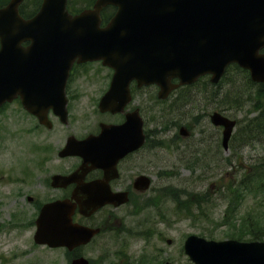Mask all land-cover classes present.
<instances>
[{"label": "water", "instance_id": "water-1", "mask_svg": "<svg viewBox=\"0 0 264 264\" xmlns=\"http://www.w3.org/2000/svg\"><path fill=\"white\" fill-rule=\"evenodd\" d=\"M23 1L11 0L0 9V108L20 98L24 108L48 127L50 109L63 123L68 122L65 89L75 61H102L115 71L100 103L103 112L123 110L130 101L132 81L140 87L158 85L159 98L166 99L175 88L195 83L206 74L218 83L231 63L249 69L254 82L264 83V54L260 53L264 0H97L92 9L76 16L67 10V0H43L32 19L20 16ZM108 6L118 9L102 28L101 12ZM24 42L31 44L25 48ZM173 79L180 83L173 84ZM211 121L224 127L223 146L228 151L236 121L217 112ZM180 133L188 135L185 128ZM116 136H123L127 152L143 144L138 111L129 114L124 125L104 128L100 136L83 142L70 137L61 152L85 158L81 171L63 178L78 184L74 198L85 216L106 204L128 202L126 194L110 193L100 182L83 183L89 170L102 167L109 158L111 150L106 148L117 143ZM150 185L148 177L135 183L141 191ZM74 208L69 202L47 205L37 221L36 242L70 249L88 244L99 230L73 225ZM185 252L195 264H264V243L258 242H216L190 236ZM73 264L89 262L80 258Z\"/></svg>", "mask_w": 264, "mask_h": 264}, {"label": "rangeland", "instance_id": "rangeland-1", "mask_svg": "<svg viewBox=\"0 0 264 264\" xmlns=\"http://www.w3.org/2000/svg\"><path fill=\"white\" fill-rule=\"evenodd\" d=\"M72 3L80 2L72 0ZM112 74V69L101 62L88 63L75 70L67 125L50 115L53 128L41 127L37 120L25 115L19 102L8 105L0 114V221L3 220L5 226L0 234V252L8 254L10 250L3 251L1 248H18L19 263L35 261L38 264V259L47 253L29 251L33 244L29 231L23 232L22 237L12 232L16 223L11 219L13 211L8 204L15 199L18 183L5 181L9 177L5 169L29 166L31 156L36 157L39 163V154L44 153L46 147L55 158V152L64 147L70 135L79 138L96 130L97 123L107 119L101 115L98 105L109 88ZM223 83L218 87L206 89L202 86L200 90L181 92L179 99L186 100L188 106L171 115L167 114L172 112L171 105L157 100L156 88L147 89L148 104H144L142 112L146 120L145 128L149 132L147 173L153 178L151 191L165 186L175 189L172 193L176 197L174 201L166 199L158 207H149L138 213L139 208L131 205L118 209L117 215L123 218L126 228L116 227L112 233L113 237L116 234V239L103 236L88 246L111 249L108 255L101 256L103 264H144L146 258L148 264H193L184 253V242L192 234L216 241L243 235L242 241H252L256 235L253 232L258 227L257 235L264 238V201L258 191L256 175H245L241 168L242 164L251 167L264 156V137L250 144H240L239 136L235 139L239 130L237 126L230 151L225 153L221 146L222 130L215 128L209 119L213 111L223 112L225 116L239 121H246L248 113L256 115L250 113L253 103L243 95L253 88L243 75L233 70ZM190 93L195 96H189ZM213 93H223L221 104L220 98L213 99ZM135 102L138 105L139 98H135ZM174 118L179 120L178 123L191 127L189 140L181 141L176 137L179 128L168 125L171 122L174 124ZM198 118L201 121L199 124ZM46 137L51 138L50 144L46 145ZM154 138L163 141L162 144L153 146ZM34 143L43 147L42 152L28 146ZM75 162L70 160L68 167ZM249 177L256 184L247 181L245 186L250 188L249 191L246 190L240 200L235 199L231 189L238 190L243 180ZM129 215L132 217L127 218ZM225 216L235 217L236 227L232 231L223 225ZM241 229L247 230V234ZM5 231H11L12 236L5 237ZM129 231H132V236L127 235ZM168 240L172 241L171 244ZM23 253L28 255L24 258ZM85 256L93 257L92 254ZM50 258L53 261L57 256L53 253Z\"/></svg>", "mask_w": 264, "mask_h": 264}, {"label": "flooded vegetation", "instance_id": "flooded-vegetation-1", "mask_svg": "<svg viewBox=\"0 0 264 264\" xmlns=\"http://www.w3.org/2000/svg\"><path fill=\"white\" fill-rule=\"evenodd\" d=\"M147 88H138L137 84H132V102L127 106L126 110L122 113L112 114L110 112L101 113V115L107 117L106 120L100 121L97 123V129L89 132L85 136H82L81 139L86 138L90 134L99 135L102 132L103 125H115L120 126L125 122L126 115L130 112L140 110L142 114V108L144 104H148ZM135 98H139V104L135 105ZM171 100V97H170ZM43 127V126H41ZM51 138L46 137V145L50 144ZM148 136L145 144L133 153H129L124 157L118 160L117 164L111 169L109 174L110 178L106 179V170L103 168L94 169L89 171L84 179L85 183L91 182H103L110 187L112 192L127 193L129 201L127 204L115 207L111 204H108L102 207L101 210L96 212L90 217H85L80 214L78 208L74 212L73 222L76 224L85 225L92 228H101L102 233L97 237L106 236L109 238H115L112 236V233L116 230V227H123V218L117 215V210L128 205L135 207H145L149 202V197L157 196L158 191H155L153 194L150 191L142 192L135 189V182L141 176H147V157H148ZM37 151L42 152L43 147L37 148L34 145ZM33 147V148H34ZM112 153L114 157H118L120 153L125 150L123 144H118L112 147ZM122 151V152H121ZM52 151L46 147L44 153L39 154V163L36 161V157H30L27 167H16V169H5L8 171V178L5 179L6 182H16L17 189L15 192V199L8 204V206L13 211L11 213V219L16 223L13 227L12 232L14 235L17 234L18 237H22L23 232H28L32 236V241L34 242V234L36 232V221L43 209L47 204L58 201L66 200L69 201L72 199L73 191L76 188V184L63 185L60 181L56 182L54 179L56 176H66L77 170V168L84 163L82 156L77 157H60V149L55 152L57 157L53 158ZM33 155V154H32ZM70 160H75V164L72 167H68ZM33 167V168H32ZM19 171L15 173V171ZM4 182V181H2ZM162 188V187H160ZM71 203L77 202L74 200L70 201ZM132 217V215L127 216V218ZM126 220V219H125ZM3 229L5 230L4 221H0ZM17 231V233H15ZM5 237L12 236L11 231L4 232ZM132 236V231L127 233ZM96 238V239H97ZM95 239V240H96ZM94 240V241H95ZM4 250H10L8 254L0 252V264H35V261L19 263L18 258L19 251L16 247H10V249L1 248ZM30 252L42 251L44 256L39 258L38 264H71L73 260L86 257L87 254H92L93 257L89 258V264H103L104 258L101 256L108 255L111 249L106 248H89V247H78L73 250L68 248H50L48 246H39L35 242L29 247ZM57 256V259L53 260L50 258L52 254ZM28 254L23 253L25 258ZM116 257V253L112 254ZM140 262V261H139ZM137 264H140L137 262ZM144 264H147V261L144 260Z\"/></svg>", "mask_w": 264, "mask_h": 264}, {"label": "trees", "instance_id": "trees-1", "mask_svg": "<svg viewBox=\"0 0 264 264\" xmlns=\"http://www.w3.org/2000/svg\"><path fill=\"white\" fill-rule=\"evenodd\" d=\"M9 1L10 0H0V8L7 5ZM41 2L42 0H31V1L26 0L25 3H23V5L20 8L21 14L27 18L34 16L38 11ZM79 2L80 3H75L74 5L72 3V0H69L68 8L72 13H77L83 8L90 7L95 2V0H79ZM77 4L80 6L79 8H77ZM115 11L116 9L113 7H108L107 9L104 10L103 20L105 23H107L111 19ZM233 72H237L243 75L248 80V84L250 85V88H253L251 91H249L248 93H244L243 95L247 100L253 103L254 108L253 110H250V113H256V115L251 118L247 117L246 121L240 123L239 130L235 135V139L237 138V136H239L238 142L240 141V144H245V143L250 144L264 137V84L252 83L247 72L240 69L238 66L234 68ZM202 86H205V88L208 89V87L210 86L209 81L207 79H203L197 85L187 87V89L196 88L197 90H200ZM212 97L213 99L216 100L217 99L219 100L220 98V104L223 101L222 100L223 94L218 93L216 97V94L213 93ZM250 172H252V174L255 173L258 191L263 193L264 192V156L261 157L260 160H258L251 166ZM251 179H252L251 177H249L248 179L245 178L242 183L245 184L247 183V181H249L256 184L255 181L254 180L251 181ZM249 189L250 188L247 186L244 187L243 189H238V190L233 189V192L235 193L234 195L236 197L235 199L240 200L241 198H243L242 197L243 193ZM234 219L235 217H231V216H225L223 219V224L231 228V231L234 227H236V225L234 224Z\"/></svg>", "mask_w": 264, "mask_h": 264}]
</instances>
